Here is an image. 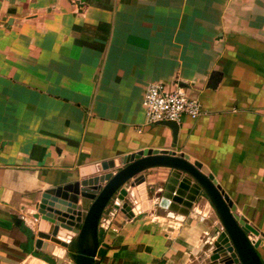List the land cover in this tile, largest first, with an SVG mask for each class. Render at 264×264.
Instances as JSON below:
<instances>
[{"label": "crops", "instance_id": "obj_1", "mask_svg": "<svg viewBox=\"0 0 264 264\" xmlns=\"http://www.w3.org/2000/svg\"><path fill=\"white\" fill-rule=\"evenodd\" d=\"M150 83L199 103L174 141L145 119ZM143 148L203 164L264 239V0H0V264H56L34 247L54 244L36 235L41 194ZM168 173L142 172L147 199ZM218 230L200 197L185 216L110 201L91 264H199Z\"/></svg>", "mask_w": 264, "mask_h": 264}, {"label": "water", "instance_id": "obj_2", "mask_svg": "<svg viewBox=\"0 0 264 264\" xmlns=\"http://www.w3.org/2000/svg\"><path fill=\"white\" fill-rule=\"evenodd\" d=\"M156 124L169 128L175 140V122ZM153 167L167 168L169 173L158 198L151 201L146 197L142 172ZM99 170L41 194L33 214L38 220L36 235L54 244L36 239L34 247L55 256L56 264L93 262L99 220L110 201L128 217L155 207L185 216L200 195L210 204L219 230L210 242V253L199 264H263L256 250L261 242L257 230L236 213L234 203L207 168L187 154L143 148L122 155L117 165L111 160L100 162ZM127 182L134 187L136 202L132 204L127 198Z\"/></svg>", "mask_w": 264, "mask_h": 264}, {"label": "built area", "instance_id": "obj_3", "mask_svg": "<svg viewBox=\"0 0 264 264\" xmlns=\"http://www.w3.org/2000/svg\"><path fill=\"white\" fill-rule=\"evenodd\" d=\"M141 106L148 123L157 121L179 122L182 115L195 118L200 114L199 103L181 87L167 88L158 83L148 84L142 94ZM204 213L199 215L203 219Z\"/></svg>", "mask_w": 264, "mask_h": 264}, {"label": "rangeland", "instance_id": "obj_4", "mask_svg": "<svg viewBox=\"0 0 264 264\" xmlns=\"http://www.w3.org/2000/svg\"><path fill=\"white\" fill-rule=\"evenodd\" d=\"M199 197L201 198L202 201L206 200V198H205L203 195H200ZM208 204H209V203H208ZM209 206H210V204H209ZM210 210H212L211 206H210ZM212 212H213V210H212ZM260 237H261V241H263V240H264V239H262L263 237H262L261 235H260ZM256 250H257V253H258V254H261V255L264 256V248H262V244H261V242H260V244L257 246ZM259 256H260V255H259Z\"/></svg>", "mask_w": 264, "mask_h": 264}, {"label": "trees", "instance_id": "obj_5", "mask_svg": "<svg viewBox=\"0 0 264 264\" xmlns=\"http://www.w3.org/2000/svg\"><path fill=\"white\" fill-rule=\"evenodd\" d=\"M25 251H27V252L30 251L29 246L25 248ZM31 253H32V255H34V256H41V255H39L38 252H35V251H32ZM42 258H43L45 261H47L48 263H50V264H54L53 261H52V259L48 258L47 256H46V257H45V256H42Z\"/></svg>", "mask_w": 264, "mask_h": 264}]
</instances>
